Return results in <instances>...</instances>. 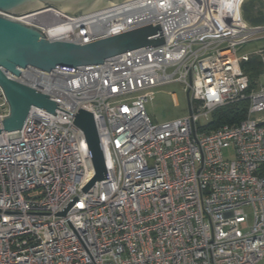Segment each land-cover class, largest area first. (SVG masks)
<instances>
[{"label": "built area", "instance_id": "obj_1", "mask_svg": "<svg viewBox=\"0 0 264 264\" xmlns=\"http://www.w3.org/2000/svg\"><path fill=\"white\" fill-rule=\"evenodd\" d=\"M245 1L132 0L20 18L78 45L158 22L164 43L75 72L5 73L58 109L32 107L18 138L0 133V264H264V85L250 88L241 68L255 58L264 70V48L237 55L264 40V24L243 19ZM173 82L188 114L156 124L145 105ZM245 100L239 123L200 131L199 117ZM80 110L93 116L107 175L87 192ZM8 114L0 89V122Z\"/></svg>", "mask_w": 264, "mask_h": 264}, {"label": "water", "instance_id": "obj_2", "mask_svg": "<svg viewBox=\"0 0 264 264\" xmlns=\"http://www.w3.org/2000/svg\"><path fill=\"white\" fill-rule=\"evenodd\" d=\"M129 1L132 0H0V89L9 107L8 116L1 118L0 133H8L9 139L18 138L32 107L50 114L58 109L57 103L49 96L7 78L6 72L16 77L20 74L18 69L26 67L46 72L52 69L75 72L78 67L101 65L105 60L130 50L164 43L158 22L78 45L48 41L41 29L20 18L45 9L79 17ZM73 123L83 133L92 161L94 176L83 189L87 192L95 183L106 180L104 158L92 114L80 110Z\"/></svg>", "mask_w": 264, "mask_h": 264}, {"label": "rangeland", "instance_id": "obj_3", "mask_svg": "<svg viewBox=\"0 0 264 264\" xmlns=\"http://www.w3.org/2000/svg\"><path fill=\"white\" fill-rule=\"evenodd\" d=\"M261 1L264 2V0ZM261 48H264V40L253 41L238 48L237 55H249ZM263 71L262 68V73ZM252 83L256 85H264V78H254ZM145 109L147 115L156 124H162L186 116L188 114V103L182 85L173 82L156 88L153 101L148 102L145 105ZM211 121L212 114L210 113L207 116L199 117L198 125L200 127H205ZM225 155L231 157V152L228 151Z\"/></svg>", "mask_w": 264, "mask_h": 264}, {"label": "trees", "instance_id": "obj_4", "mask_svg": "<svg viewBox=\"0 0 264 264\" xmlns=\"http://www.w3.org/2000/svg\"><path fill=\"white\" fill-rule=\"evenodd\" d=\"M242 17L251 25L264 24V2L261 0H246L242 5ZM261 67L260 62L254 58L241 65L242 70L249 77L250 88L253 86L252 80L262 74ZM247 106L248 102L245 100L217 109L212 113V121L205 127H201L200 131L207 132L222 125L239 123L245 117Z\"/></svg>", "mask_w": 264, "mask_h": 264}]
</instances>
